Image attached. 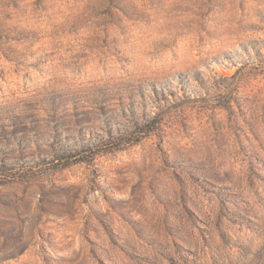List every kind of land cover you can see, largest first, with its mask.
<instances>
[{"label": "rangeland", "instance_id": "rangeland-1", "mask_svg": "<svg viewBox=\"0 0 264 264\" xmlns=\"http://www.w3.org/2000/svg\"><path fill=\"white\" fill-rule=\"evenodd\" d=\"M0 26V264H264V0H0Z\"/></svg>", "mask_w": 264, "mask_h": 264}, {"label": "trees", "instance_id": "trees-1", "mask_svg": "<svg viewBox=\"0 0 264 264\" xmlns=\"http://www.w3.org/2000/svg\"><path fill=\"white\" fill-rule=\"evenodd\" d=\"M112 4H115L113 1H111ZM4 32H6L4 30V28L0 26V35H2ZM150 130L147 131H143L142 133H139L138 131H132L130 133H127L126 136L127 139H120V137H113L111 140H107V141H93V142H88L85 143L84 141H82L81 143H75L73 145H68L67 148L64 149H58L57 151L55 150V153L52 155V157H48L46 159V163H49L51 165H54L56 167H67L70 166L74 163L80 162V161H84L86 160L88 157L92 158L94 157L96 154H98L99 152L102 151H106V150H110V149H118L120 148V145H114V143L122 140L125 141L126 144H131L132 142H135L134 140L136 139V141H139L140 139L138 138H142L144 137ZM139 137H136V136ZM128 140V141H127ZM88 154V155H87Z\"/></svg>", "mask_w": 264, "mask_h": 264}]
</instances>
